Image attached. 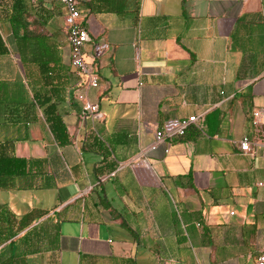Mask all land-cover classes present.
<instances>
[{
	"label": "crops",
	"instance_id": "0c3cea01",
	"mask_svg": "<svg viewBox=\"0 0 264 264\" xmlns=\"http://www.w3.org/2000/svg\"><path fill=\"white\" fill-rule=\"evenodd\" d=\"M26 1L18 25L0 6V144L29 162L0 188V264H256L264 0H79L98 88L71 66L60 0ZM36 96L57 104L68 144Z\"/></svg>",
	"mask_w": 264,
	"mask_h": 264
},
{
	"label": "built area",
	"instance_id": "2783aa9c",
	"mask_svg": "<svg viewBox=\"0 0 264 264\" xmlns=\"http://www.w3.org/2000/svg\"><path fill=\"white\" fill-rule=\"evenodd\" d=\"M60 2L64 5L66 11L65 22L67 26L68 43L71 48V66L79 76L85 79L86 85L91 88H98L99 76L94 64L87 60L85 55V46L91 41V38L87 28L83 24V15L79 8V0H60ZM82 113L92 120L102 118V113L96 103L84 102L82 105ZM253 117L255 124L262 121L264 122V111L253 112ZM198 120V116L182 119L173 132L168 135L164 131H157L154 148L163 143L167 136L177 138L183 137L191 126L197 124ZM238 145L244 153H251L253 150L252 140L248 136H245ZM262 148L264 153V144H262ZM256 264H264V248L260 252Z\"/></svg>",
	"mask_w": 264,
	"mask_h": 264
},
{
	"label": "trees",
	"instance_id": "16d2710c",
	"mask_svg": "<svg viewBox=\"0 0 264 264\" xmlns=\"http://www.w3.org/2000/svg\"><path fill=\"white\" fill-rule=\"evenodd\" d=\"M11 11L10 22L18 25L23 19L24 13L27 14L26 0H8ZM6 6L5 0H0V6ZM6 12V10H4ZM8 49L0 33V55L7 54ZM37 102L41 107H45L47 122L50 124L51 131L60 145L70 142V136L63 118L58 114L57 104L51 103L50 99H42L36 96ZM29 162L18 158L15 155L14 146L8 143L0 144V188H11L17 177L27 174ZM27 221L33 220V214L28 215ZM25 226V225H23Z\"/></svg>",
	"mask_w": 264,
	"mask_h": 264
}]
</instances>
